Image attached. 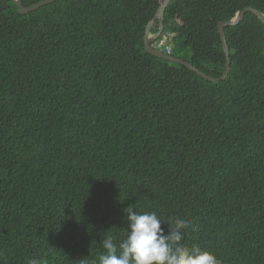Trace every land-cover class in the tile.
I'll return each mask as SVG.
<instances>
[{"label":"trees","instance_id":"trees-1","mask_svg":"<svg viewBox=\"0 0 264 264\" xmlns=\"http://www.w3.org/2000/svg\"><path fill=\"white\" fill-rule=\"evenodd\" d=\"M162 1L0 0V264H98L125 209L186 219L181 243L220 264H264V24L224 28L211 83L144 51ZM245 8L264 0H171L161 36L218 79L217 23Z\"/></svg>","mask_w":264,"mask_h":264},{"label":"clouds","instance_id":"clouds-1","mask_svg":"<svg viewBox=\"0 0 264 264\" xmlns=\"http://www.w3.org/2000/svg\"><path fill=\"white\" fill-rule=\"evenodd\" d=\"M125 239L117 246L112 238L101 243L105 252L98 257V264H220L215 254L198 246L185 247L186 219L165 221L155 212L126 211ZM162 223L169 231L165 234ZM29 264H38L33 259Z\"/></svg>","mask_w":264,"mask_h":264},{"label":"water","instance_id":"water-1","mask_svg":"<svg viewBox=\"0 0 264 264\" xmlns=\"http://www.w3.org/2000/svg\"><path fill=\"white\" fill-rule=\"evenodd\" d=\"M11 1H12L13 5L16 7L17 15H26L27 13L33 12L40 7L51 4L55 0H43V1H40L36 4L30 5L28 7L22 6L21 0H11ZM170 1L171 0H163L161 5L156 10V13H155L153 19L146 25L145 31H144V37H143L144 51L146 53L158 58V59H162V60L167 61L169 63H174L177 65L186 67L188 70L197 74L202 79L209 81L211 83L218 82L219 80H224L227 77L229 70H230V68H229V66H230L229 50H228V47H227V44L225 41L224 28L236 26L243 19L245 13H250V14L254 15L258 19V21H260L262 24H264V15L262 13H260L259 11L252 9V8H245L242 11L236 12L235 15L227 22L217 23L216 30H217V33H218L219 38H220L221 48H222V51L224 54V59H225V66H224V70H223L221 77L218 79H215V78L208 77L207 75L199 72L195 67H193L188 62L180 60L178 58H175L172 55H166L163 52H161L157 49H154L151 46V44L154 42V40H156L162 33L163 14H164V11H165V9H166V7ZM153 21H157L158 29H157L156 33L150 34L149 29H150V26L153 23Z\"/></svg>","mask_w":264,"mask_h":264},{"label":"built area","instance_id":"built-area-1","mask_svg":"<svg viewBox=\"0 0 264 264\" xmlns=\"http://www.w3.org/2000/svg\"><path fill=\"white\" fill-rule=\"evenodd\" d=\"M151 46L154 49H157L166 55H170V53H171V49L166 42V36L160 35L156 40H154V42L151 44Z\"/></svg>","mask_w":264,"mask_h":264},{"label":"rangeland","instance_id":"rangeland-1","mask_svg":"<svg viewBox=\"0 0 264 264\" xmlns=\"http://www.w3.org/2000/svg\"><path fill=\"white\" fill-rule=\"evenodd\" d=\"M172 53V52H171Z\"/></svg>","mask_w":264,"mask_h":264}]
</instances>
